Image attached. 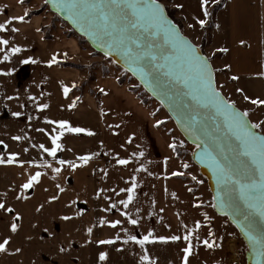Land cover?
<instances>
[{"label":"snow or ice","instance_id":"1","mask_svg":"<svg viewBox=\"0 0 264 264\" xmlns=\"http://www.w3.org/2000/svg\"><path fill=\"white\" fill-rule=\"evenodd\" d=\"M23 3V0H18ZM47 2V0H46ZM219 0H199V15L191 17L192 23L188 24V28L195 30L196 27L203 30L209 23L212 12L209 5H217ZM6 5L0 6L2 11ZM53 7L57 11L63 10L67 13V18L73 24L92 39L95 47L100 49L105 57L113 55L124 60L125 65L139 76V79L148 85L150 82L159 86L161 82L167 85L166 93L178 98L181 101V119H177V123L183 128L188 138L195 144L199 152L194 151V158L211 172V178L214 181V194L210 200H202L197 196L196 188L185 185L186 191L192 194L191 207L200 210L201 219H194L189 225L180 220V227L183 229L182 234L171 235H155L152 229L146 234L139 237L132 234L127 227H123L125 222L128 225L138 226L141 220V208L136 207L137 189L140 187L138 174L145 173L148 176H162L164 180L174 177H190L192 184L201 185L203 180L192 174L190 164L186 160L180 162L179 168L172 171L168 170V161L170 157L163 158V172L157 174L149 171L146 163L141 158L145 156L143 150L132 151L126 156H121L119 152L112 149L103 152L104 156H110L114 160V165L109 167L123 166L130 164L136 166L132 169L128 177H121L125 187L116 186L111 188H97L93 199L99 200L102 196L107 201V207H101V211L108 213L115 210L123 219H106L104 216L98 218L95 226L103 227L107 225L112 229L119 230L115 235L106 239L92 240L93 226L85 229L88 239L85 244L95 243L101 246L115 245L118 241L123 245L129 243L138 245L142 250L139 255V264H157V260L149 255L146 245L152 243H176L184 242L181 249L182 257L180 264H189V258L193 254V249L203 246L205 249L215 251L223 249L225 236L218 235L214 230V216L205 211V207L215 210L221 217H226V223L231 221L239 230L240 235L244 237L245 242L250 250V258L254 260V264H264V131L257 132L255 129H264L261 123H251L247 117L248 110L240 111L235 102L226 99L216 84V73L222 71H230L231 65L224 63L222 68H214L212 59L216 53H228V47H220L215 49L211 55L202 54L201 46L194 43L187 36L182 34L180 29L168 19L165 14V5L159 3L158 0H53ZM177 9H183V4H176ZM28 16L25 9L23 15L9 16L3 22H0V33L17 32L18 29L10 27L14 21L24 22ZM201 16L203 18H201ZM219 28V25H216ZM39 31L40 29H36ZM241 45L245 41H239ZM22 48L19 45H10V40L0 35V62L9 61L12 56L20 53ZM57 53H53L51 59L47 61L49 66L57 63ZM67 57V53L63 54ZM31 61L36 63L32 57L21 63ZM115 63V61H113ZM135 65V67H132ZM11 72V69L9 70ZM9 72L0 73L8 75ZM254 76L264 78V64L260 69L253 73ZM238 75L228 77L231 81L239 80ZM62 95L67 98L69 93L76 84H65L60 81ZM99 91L103 95L108 93L104 88ZM154 93L160 95L153 89ZM236 92H243L242 88L237 87ZM45 95V93H41ZM14 97L8 96L6 99L11 100ZM244 100L254 106H264V99L259 97H250L244 95ZM39 98L29 96V100L34 103L37 111H43L49 108V103H37ZM80 97H75L68 105V109H74ZM165 102L164 99L161 100ZM103 101H101V105ZM23 107V105H21ZM61 107H64L61 105ZM13 117L22 115L19 111L11 113ZM106 115L103 107L100 108L101 118ZM32 119L31 116L28 117ZM44 123L51 126L49 128H37L36 131L43 133L49 141V146L45 143L33 144L27 133L23 135L13 136L14 141H28L29 147L37 149L40 159H19V152L0 153V165L17 166L23 168H35L33 172H28V168H24L27 177L23 183L19 185V191L15 194L17 200H27L30 190L41 182V178L48 175L47 171H51V179L55 180L63 169L68 168L75 172L78 168L87 166L90 161L101 155V151L86 152L84 154H76L74 159H65L58 157V152L65 150L62 140L66 135H80L92 137L96 133L88 128L79 125H73L67 119H54L45 116ZM211 122V123H209ZM156 126L164 123L163 120H156ZM109 129L119 128V125H108ZM171 129H169V132ZM115 134V133H114ZM134 133L128 135L125 143L132 144ZM125 143L120 144V148H125ZM184 140H177L172 137L171 142L167 144L168 149L177 157L180 156V149L184 147ZM0 145L5 149L8 145L0 140ZM29 147H25L23 151L27 153ZM140 149V145L136 146ZM101 150L104 148V142L100 141ZM71 152L72 149L68 148ZM47 157L51 160L45 159ZM53 161L55 163H53ZM147 163H151L148 161ZM103 173L101 179H107L108 168H100ZM59 193L65 192V188L60 184L55 185ZM47 191V189H45ZM164 192L167 195L168 189L165 185ZM111 193L112 195H108ZM123 198L113 199V196ZM7 196V193H0ZM173 200H179V196L175 191L171 193ZM59 199L58 195L48 197L49 202ZM75 200H70L69 205L75 204ZM183 203V201H181ZM151 204L155 206L156 200L152 199ZM130 206L135 209V217L130 210ZM0 211L4 213H13L15 209L6 205L5 201L0 200ZM164 209L161 208L160 212ZM84 214V209H78L73 215L80 217ZM153 213L148 211V216ZM73 215H64L63 220L73 219ZM180 219V213H176ZM240 217V218H238ZM21 219L20 213L16 212L12 216L11 222L7 225L10 233H17L19 224L17 221ZM170 227V225H166ZM202 229H206V236L200 239L199 233ZM120 233H124L123 237ZM228 236L234 233L228 232ZM11 235H5L0 242V253L8 252V245L11 241ZM194 241L196 243L194 244ZM65 249L61 248L63 252ZM15 252H20V248H16ZM109 259V253L105 250L98 251L99 264H106ZM214 264H220L215 261Z\"/></svg>","mask_w":264,"mask_h":264},{"label":"crops","instance_id":"2","mask_svg":"<svg viewBox=\"0 0 264 264\" xmlns=\"http://www.w3.org/2000/svg\"><path fill=\"white\" fill-rule=\"evenodd\" d=\"M198 2L199 0H165L166 5L179 16L185 36L199 45L203 44L206 39L207 55L213 54L215 49L220 47L229 48L228 53H216L212 59L214 68H222L224 63L231 65L230 71L216 73L219 89L227 99L235 102L238 109L248 110L251 120L264 119V106H254L243 98L247 94L250 97L264 99V78L253 75L264 64V0H225L223 2L219 0L217 5H209L212 16L205 29L201 30L196 27L195 30H192L188 28V24L192 23L193 15H199ZM176 4H183V9H177ZM4 5L7 7L0 11V22L9 16L23 15L25 9L28 14L30 13L24 0L23 3L18 0H0V6ZM201 18L203 17L201 16ZM42 24V18L33 17L30 19L26 16L24 22L14 21L10 26L17 28V32H11L9 29L8 32L0 33L4 38L10 40V45H19L22 48V51L12 56L9 61L0 62V70L3 72H9L11 69L8 75L0 73V140L8 145L7 149L0 145V153L6 155L7 152L14 151L20 153L19 159L22 160L40 159L38 150L29 147L28 141H14L12 137L27 133L32 138L31 143H45L46 146H49V141L43 133L35 130L34 135L31 136L32 134L28 130L31 124L37 128L50 129L51 126L44 123L45 116L54 119H67L73 125L92 129L96 133L92 137L84 134L66 135L62 140L65 150L57 154L60 158L74 159L76 154L101 151L100 156L90 161L87 166L78 168L75 172L68 168L63 169L57 177L67 175V185L57 181V178L52 185V190L58 192L55 185L60 184L65 188V191L67 190L68 200L76 201L75 204H68L74 213L78 209H84V214L78 219L76 218L70 227L71 248L75 250L74 253L80 255H98V251L105 250L109 253L106 264H139V255L142 254V250L138 245L129 243L117 251V248H121L119 241L110 246H101L95 243L85 244V240L88 239L85 229L89 226H93V241L109 238L119 230V226L117 229H112L107 225L95 226L100 216H104L106 219H123L115 210L108 213L101 211V207H107L108 202L103 200V194L99 200L93 199L95 190L101 187L116 186L117 190L119 187H125L121 177H128L136 166L130 164L127 167H109L110 163L114 165V160L110 156H104L103 152L112 149L114 152H119L121 156H126L132 151L143 150L145 156L141 158L142 161L146 163L149 171L157 174L164 170L163 158L165 156L170 157L169 171L179 168L182 160L168 149L167 144L171 141L166 133L156 126V116L152 109L142 103L137 94L131 90V86L120 82L121 76H116L112 71L104 73L101 69L81 72L76 69L77 67L68 66L69 63L88 68L93 64V61L90 63L89 59L86 61L84 56L77 54L79 48L74 39L56 37L47 40L41 31ZM216 25L220 27L217 28ZM241 39L245 41L244 45L239 43ZM53 53L58 54L57 63L49 66L47 61L51 59ZM64 53H67V57L63 55ZM28 57H32L36 63L31 61L21 63ZM82 58L85 60L84 63H81ZM231 75H238L240 78L237 81H231L228 79ZM89 78L91 79L90 85H86ZM60 81L68 85L73 82L76 84L67 98L62 95ZM237 87L242 88L243 92H236ZM100 88H104L108 94L103 95L99 91ZM41 93H45V95H41ZM8 96L14 98L8 100L6 99ZM29 96L38 97L37 103H49V108L37 111L34 103L29 100ZM75 97H80V100L76 107L70 110L67 105ZM101 101H103L102 105ZM101 107L106 113L103 118L100 116ZM14 111H19L22 115L13 117L11 113ZM29 116L32 117L31 120L28 119ZM109 124L119 125V128L109 129ZM133 133L132 144H126L128 135ZM100 141L104 142L102 150ZM122 143H125L124 149L120 148ZM137 145H140V149H137ZM25 147H29L27 153L23 151ZM68 148H71L72 151H67ZM44 158L52 159L46 154ZM148 161L151 163H147ZM53 163L55 162L53 161ZM24 168H28V166L24 165L21 168L14 165H0V171L8 175L6 177L8 180L10 178L12 185L5 189L7 202L11 206L20 207L24 202V199H15L19 185L24 182L25 176H27ZM100 168H108L107 179H101L103 173L99 171ZM42 171L51 174L50 169ZM28 172L33 171L28 168ZM138 180L141 183L137 189L138 203L135 206L141 208V220L138 226L128 225L125 222L123 227H127L132 234H136L138 237L146 234L149 229H152L155 235L182 234L180 220L187 224L191 223L185 216V209L187 212H194L189 204L192 194L186 191V183H182L180 177L164 180L162 176H148L143 172L138 174ZM165 185L168 189L167 195L164 192ZM173 191L177 193L179 200L172 199ZM182 191H186L188 196H183ZM108 195L112 194L108 193ZM123 195L113 196V199H121ZM152 199L156 200L155 206L151 204ZM185 199H188V203L184 201ZM161 208L164 209L163 212H160ZM130 210L135 217L134 207L130 206ZM149 210L153 213L151 216H148ZM177 212L181 214L180 219L177 218ZM166 225H170V227H166ZM8 231L7 227L6 232ZM5 233L0 232V242H2ZM120 234L123 237L124 233ZM10 242L9 245L16 244L13 239ZM180 242L182 243V241L167 244L152 243L146 247L149 255L156 258L157 264H171L167 249L171 251L172 245ZM23 243L20 244L22 248L18 253L23 255V261L27 264L26 257L24 258ZM155 244L158 245L154 246ZM5 255L10 259L9 252H6ZM180 260L176 255L173 263L180 264ZM5 264L14 263L8 260Z\"/></svg>","mask_w":264,"mask_h":264},{"label":"rangeland","instance_id":"3","mask_svg":"<svg viewBox=\"0 0 264 264\" xmlns=\"http://www.w3.org/2000/svg\"><path fill=\"white\" fill-rule=\"evenodd\" d=\"M161 2H164L165 7L168 10H171L166 5L165 0H161ZM24 4L30 10L29 14L32 16L31 18H42L43 24L41 31L44 37L46 34L51 38L49 40H52L56 37L74 39L77 42L79 48L77 54L84 56L86 61L89 59L90 63L93 61V64L89 65L88 68L78 66L76 68L77 70L86 72L93 71L94 69H101V71L104 73H110V71H112L116 76H121L120 82L131 86V90L137 94L142 103L148 108L152 109L156 116L155 119L164 121V123L158 127L166 133L168 139L171 141L172 137L175 136L177 140H184V147L180 149L179 159L186 160L190 164L191 167L189 171H191L192 174L196 175L199 179L203 180V184L194 185L192 184L190 177L187 176L180 177L182 179V181H180L182 183L185 182L187 186L196 188L195 194L202 200H210L212 194L208 187L207 179L201 174L200 169L191 159L194 151L197 150L196 146L188 143L185 140L162 105L153 97H151L129 72L121 68L118 64L114 63L113 60H110L104 57L102 54L96 52L83 37L79 36L66 22H64L58 15L54 14L50 10V7L45 0H24ZM171 14L177 20L179 25L183 27L177 13L174 11L171 12ZM205 45L206 43L201 44L200 46L203 50V53L207 54ZM85 60L82 58L81 63H84ZM90 81L91 79L89 78L86 85H90ZM217 87L219 88L220 85L217 84ZM250 121L252 123H261L264 125L263 118L261 120L258 118L253 120L250 119ZM36 129L37 126H33L32 124L28 128L32 134L31 136L34 135L33 133ZM169 129H171L170 132ZM257 131L262 132L264 129H257ZM29 170L35 171L36 169L29 168ZM51 175L52 174H48L41 178V182L36 185L34 189L30 190L29 193H27L28 199L24 200L20 207L16 205L11 206L7 202L6 196L0 195V200L5 201L6 205H9L15 209V212L13 213H4L0 211V232L4 234L7 231V225H9L12 216L15 215L16 212L20 213L21 216V219L18 221V223L20 222L19 226L21 225V227L18 229V232L13 234L10 233L9 230L5 233V235H11L16 244L7 246L10 259H8L5 253H0V264H5L8 260L14 264H25V261H23L22 258L23 255H20V253L16 254L17 252L14 251L16 248L21 249L22 246H20V244L22 245L23 242L25 250L24 258L26 257L27 264H99L98 255H80L74 253L75 250L71 248L72 242L70 240V227L74 221H76V218L78 219V217H75L74 220L73 209L68 206L69 200L67 190L63 193H59L57 191L54 192L52 190L54 180L50 178ZM6 176L8 175H6L3 171H0V193H5V189L9 186H12L10 184V178L8 180ZM57 181H61L67 185V175L59 176V178L57 177ZM45 189H47V191ZM54 194L58 195L59 199L49 202L48 197ZM181 194L183 196H188L186 191H182ZM184 201L188 203V199H185ZM191 203L192 196H190V206ZM192 210H194V212H187V209L184 211L187 219L191 221L189 225L192 224L194 219H201L199 216L200 210L193 208ZM203 210L208 211L210 215L214 216V230L218 235L223 234L225 236L223 242L224 247L223 249H217L215 251L207 250L203 246L194 248L193 254L189 258V264H214L215 261H219L220 264H233V261H235L236 264H247L246 253L248 251V247L240 236L236 227L230 221L226 223L227 218L219 216L215 210L209 209L207 207H205ZM64 215H73V219L65 221L62 219ZM228 232H232L234 235L228 236ZM199 236L200 239H204L206 236V229H202L199 233ZM195 243L196 241H194V244ZM157 245L158 244H155L154 246ZM183 247L184 242L182 241V243L180 242L179 244H173L171 251L167 249L171 264H174L173 260L176 258V255L181 259V249ZM61 248H64L65 250L61 252ZM166 261L168 260L166 259ZM166 261L163 262L166 263Z\"/></svg>","mask_w":264,"mask_h":264},{"label":"water","instance_id":"4","mask_svg":"<svg viewBox=\"0 0 264 264\" xmlns=\"http://www.w3.org/2000/svg\"><path fill=\"white\" fill-rule=\"evenodd\" d=\"M46 1V0H45ZM159 3H162L160 1H158ZM48 4V6L50 7V10L58 15L64 22H66L79 36L83 37L89 44L90 46L98 53L103 54V52L98 49L97 47L94 46L92 39L89 38L88 35H86L78 25L73 24V22L67 18V13L63 10L57 11L56 8L53 7V0H47L46 2ZM163 4V3H162ZM165 14L168 16L166 7H165ZM168 19H170L176 26L178 29H180V27L168 16ZM180 31L182 32V30L180 29ZM182 34H184L182 32ZM202 54H204L202 52ZM105 57V56H104ZM110 60L115 61L116 64H118L121 68H123L124 70H126L127 72H129L138 82L139 84L144 88V90L151 96L153 97L155 100H157L162 107L165 109V111L167 112V114L169 115V117L173 120V122L176 125V128L178 129V131L181 133V135L185 138V140L194 145V143H192V141L188 138V135L184 132L183 128L180 126L179 123H177V119L180 118L181 119V123H183V118L181 116V112H182V108H181V101L176 98L171 96V94L166 93V88L167 85H165L163 82H161V84L159 86H157L154 83H149L148 85H146L145 83H143L140 79L139 76L134 74L133 71H131L130 68H128L125 65V62L122 58L117 57L115 55H113L112 57H106ZM132 67H135V65H132ZM217 84V82H216ZM153 89H156V92L160 93V95H157L154 93ZM222 93V92H221ZM226 98V97H225ZM164 99L165 102L162 103L161 100ZM227 99V98H226ZM240 110V109H239ZM241 111V110H240ZM247 119L250 121L249 117H247ZM251 122V121H250ZM211 123V122H209ZM252 123V122H251ZM255 131H257V129H255ZM259 132V131H257ZM200 150L197 149L196 152H199ZM192 161L198 166V168L200 169L201 174L207 179L208 182V187L210 189L211 194H214V188H215V184L214 181L211 178V172L210 170L206 167V165H202L200 164L192 155L191 157ZM218 214V213H217ZM219 215V214H218ZM240 218V217H238ZM231 222V221H230ZM233 224V223H232ZM235 226V224H233ZM236 227V226H235ZM237 229V228H236ZM238 230V229H237ZM239 232V230H238ZM240 234V233H239ZM242 237V239L244 240V237L242 235H240ZM245 242V240H244ZM246 243V242H245ZM247 245V243H246ZM248 247V245H247ZM246 262L247 264H254V260L250 258V250L248 248V251L246 253Z\"/></svg>","mask_w":264,"mask_h":264},{"label":"trees","instance_id":"5","mask_svg":"<svg viewBox=\"0 0 264 264\" xmlns=\"http://www.w3.org/2000/svg\"><path fill=\"white\" fill-rule=\"evenodd\" d=\"M158 1H160L161 2V0H158ZM223 1H225V0H222V2ZM166 10H167V13H168V16L180 27V29H182V27L179 25V23L177 22V20L173 17V15L171 14V12H174L173 10H168L167 8H166ZM28 17L31 19V15L30 14H28ZM211 19V18H210ZM45 38L47 39V40H49V39H51L50 37H49V35H46L45 34ZM205 42H206V39L204 40V42H203V44H205ZM68 66H73V67H80V65H73V64H67Z\"/></svg>","mask_w":264,"mask_h":264},{"label":"bare ground","instance_id":"6","mask_svg":"<svg viewBox=\"0 0 264 264\" xmlns=\"http://www.w3.org/2000/svg\"><path fill=\"white\" fill-rule=\"evenodd\" d=\"M232 263H233V264H236V262H235V261H233Z\"/></svg>","mask_w":264,"mask_h":264}]
</instances>
